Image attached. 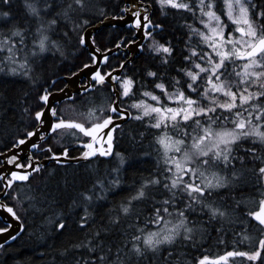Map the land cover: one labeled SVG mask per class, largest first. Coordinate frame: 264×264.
<instances>
[{
	"label": "snow or ice",
	"instance_id": "obj_1",
	"mask_svg": "<svg viewBox=\"0 0 264 264\" xmlns=\"http://www.w3.org/2000/svg\"><path fill=\"white\" fill-rule=\"evenodd\" d=\"M157 2L161 7L170 5L191 12L194 20L198 8L199 22L205 30L192 24L186 25L189 40L199 36L200 43L185 49L188 54L181 61L184 66L176 68L177 76L172 78L173 91L169 92L165 83L157 82L153 91H143L139 99L136 97V81L124 71L127 63L136 58L137 49L140 53L146 48L150 53L164 54V64L169 62L168 57L173 53L170 42L163 44L155 39V30L162 31V26L152 23L148 14L151 3L145 4L143 0H138L132 3L131 8H121V14L117 16H105L106 9H99L98 14L105 19L126 22V31L131 32L133 28L137 30L132 32L131 39L119 36L112 48L103 50L97 43L94 34L96 29L87 18L90 14L89 0H60L59 4L57 0H23L26 15L36 21L35 29L14 25L7 32L0 31V53H8L4 59L12 65L9 72L20 73L29 79H32L33 63L38 58L42 60L49 52L65 57L69 47L74 50L73 55L87 54L89 63H83L85 69L100 64L107 66L113 52L119 55L122 48L125 50L123 54L129 58L120 61L117 69L110 68L108 72L96 67L85 83L71 94L65 88L60 89V97H55L46 87L37 94L35 103L23 110L27 119L24 131L11 142V149H7L6 156L0 153L6 159V166H12L11 169H0V214L5 215L4 222L7 225L0 227V234L16 239L9 233L12 227L10 221L20 220L16 209L23 203L22 193L16 190V185L29 182L33 174L41 171L37 157L42 153H51L48 158L60 163L62 157L69 156L70 146L58 151L47 144L49 136L60 139L70 136L86 149L81 153L84 159L97 154L109 157L112 155L114 132L123 121L129 118L142 121L153 115L157 119L147 127L164 129L155 138L163 150L164 171L144 179L136 194L120 204L119 213L130 216L135 202L147 199L149 189L162 185V192L168 194L167 198L154 201L159 206L154 208L146 221L156 227L151 231L144 227L136 228L139 234L131 235L130 238L126 236L123 248L117 247L115 252L111 245L106 247L100 232L95 233L86 243L74 245L76 248H86L90 254V258H83L84 264H129L131 255L137 258L144 257L148 252L155 255L165 245L172 246L180 238L192 240L197 228L195 222L189 226L188 215L195 212L197 206L200 214L207 215L210 221H232L231 213L208 197L215 190L236 183L239 178L237 163L243 165L249 156L257 158L256 148H240L242 143L250 139L253 144L264 145V23L257 25L250 18L251 10L258 20L264 22V5L253 4L251 0H223L226 12L218 15L214 10L216 0H196L195 4L178 3L176 0ZM0 3L7 6L10 0H0ZM257 7L261 8L258 13L255 12ZM54 9L57 10L54 12ZM49 14L51 18L46 19ZM222 15H226L227 21L231 23H225ZM0 17H10V12L0 11ZM61 22L65 30L58 34V39H53V35H56L54 30ZM233 25V31H228ZM109 42L112 43L111 40ZM117 72L121 75H117ZM147 76L155 78L157 73L149 71ZM109 83L112 84L110 93L103 96L100 103H96L95 97H89L87 104L90 106L79 113L80 122L63 118L64 110L60 107L62 101L74 102L81 95L88 97L90 92L103 89ZM155 90H160L161 95H156ZM129 100L132 101L130 104L127 103ZM172 103L179 106H169ZM131 110H136L138 114L133 116ZM169 122L172 134H169ZM85 139L89 142L82 143ZM41 142H44L43 147ZM25 147L27 163H22L20 153L24 152ZM230 168L231 176L221 175V171L227 173ZM253 171L259 184L264 180V166ZM111 184L118 186L119 179L111 181ZM96 187L105 190L102 180L93 185V193ZM80 195L86 205H90L93 194L84 192ZM257 195L260 197L259 210L249 211L246 215L264 231V191ZM184 197H187V202H184ZM8 201H14L15 204H9ZM89 217L85 207L84 215L80 217L81 229L87 228ZM119 219L118 214L112 223L119 222ZM19 227L23 228V225ZM53 227L62 231L66 223L61 219ZM244 239L251 238L245 236ZM172 255V252H168L164 264H172ZM235 257L246 258L250 262L264 257V238L259 240L254 252L226 251L212 264H229L230 259ZM208 262L209 257L204 256L197 264Z\"/></svg>",
	"mask_w": 264,
	"mask_h": 264
},
{
	"label": "trees",
	"instance_id": "obj_2",
	"mask_svg": "<svg viewBox=\"0 0 264 264\" xmlns=\"http://www.w3.org/2000/svg\"><path fill=\"white\" fill-rule=\"evenodd\" d=\"M143 1L152 5L150 15L152 23L162 26V31H155V39L160 43L169 44L170 42L173 53L168 57L169 62L164 64V55L150 53L145 48L144 52L139 53L131 63L126 65L125 73L136 81L135 91L138 99L141 98L140 93L143 91H153L157 82L165 83L168 85V91H173L171 82L172 78L177 76L175 69L184 66L181 61L183 56L187 55L185 49L193 43V40H188L185 35L188 31L186 25L190 22L188 18L191 17L193 23L195 22L193 16L186 15L183 10L169 9L161 12L158 11L155 0ZM251 2L264 5V0H251ZM57 3L59 4L60 0H57ZM122 7V0H89L90 14L87 18L93 24L104 18L98 14L99 9H106L105 16H116L120 15ZM216 9L221 10L218 3ZM260 10L261 8L257 7L255 12L258 13ZM0 11L10 12V17H0V31L7 32L14 25L30 26L33 30L36 27V21L25 13L23 0H10L7 6L0 3ZM250 12L251 19L256 20V16L251 10ZM50 18L51 14L46 17V19ZM63 30H65L64 24L61 22L54 30L56 35H53V39H58V34ZM132 32L121 27H105L95 36L98 45L103 50L112 48L119 36H127L131 39ZM110 40L112 43L109 42ZM149 42L151 41H147ZM184 42L186 44H183ZM73 51L69 47L65 57L49 52L42 60L38 58L33 63L32 79L20 73L9 72L8 69L12 65L4 59L8 53L6 51L0 53V69H2L0 70V153L11 148V142L24 131L27 119L23 115V110L35 103L37 94L42 93L46 87L50 88L54 79L55 86L61 85L62 76H68L81 68L83 63H89L86 53L76 56L72 54ZM125 58L126 56L121 54L112 55L108 65H102L101 69L104 71L115 68ZM149 71L156 72L157 76L155 78L147 76ZM103 89L101 93L104 96L109 95L108 85ZM155 94L161 95L160 90H155ZM85 99V96H78L74 102H62L60 107L64 110L63 118L80 122L81 119H76L68 109H73ZM131 102L127 101L129 104ZM149 102L152 103L150 100ZM131 111L135 116L136 110ZM149 123H155L153 116L145 117L142 121L130 118L122 123L121 127L114 132V152L109 158L98 156L86 162L64 166L52 163L41 168L39 173L33 174L29 182L17 184L16 190L25 189L23 195L32 197V199L26 203L25 207H28L24 215L21 214L24 205L16 209L22 220L23 230L13 242L0 248V264H77L78 261L79 264H84L83 258H90V254L86 248H76L74 245L86 243L97 232H100L106 247L111 245L112 251L115 252L117 247L123 248L126 236L130 238L131 235L139 234L135 231L136 228L144 227L147 231L154 230L156 226L146 221L154 208L159 206L154 201L158 202L167 198L168 194L162 192V185L159 188L149 189L147 199L135 202L130 216L125 217L119 213L120 204L136 194L144 179L164 171V163L160 155L161 147L155 139L164 132V129L149 128L147 127ZM54 138L59 137L51 136L50 141ZM63 139L64 143L60 142V145H55L58 149L71 146L76 142L70 136ZM47 144L53 143L47 142ZM239 147H255L257 158L253 159L249 156L243 165L237 163L239 178L236 183L230 187L215 190L208 197L222 209L229 211L232 221L230 223L220 220L210 221L207 215L200 214L197 206L196 211L188 215L189 226H193L192 222H195L197 228L192 240L185 241L180 238L172 246L165 245L161 252L155 255L151 252L141 258L131 255L129 264H164V257L168 252L173 253L170 258L172 264H197V261L204 256L218 257L226 251L233 250L247 252L256 250L259 240L264 238V231L247 217L246 213L258 208L260 197L257 193L264 191V180L258 184L253 171L264 166V145L253 144L249 139ZM79 150L75 148L76 153ZM117 153L125 161L119 173V185L116 189L107 191L101 201L94 205H86L80 194L89 192L93 194V198L101 194L102 190L99 187L95 188L94 193L92 192L93 185L98 180L104 182V188L108 187L109 177L106 175H110V171L115 168L112 166V161L116 159ZM240 154L243 155L242 152ZM225 174L231 176L232 169H228L227 173L221 171V175ZM22 197L21 195V199ZM183 200L187 202V197ZM8 203L15 204L14 201H8ZM180 206L183 207V203ZM85 207L90 217L87 228L81 229L79 227L80 217L84 215ZM118 214L119 222L112 223V219ZM61 219L65 221L66 227L58 231L53 225L59 223ZM2 226L0 221V227ZM217 229L221 230L217 231ZM245 236L251 239H244ZM130 247L129 243L128 248ZM262 259L264 257L258 258L255 262L247 260L243 264H264Z\"/></svg>",
	"mask_w": 264,
	"mask_h": 264
},
{
	"label": "water",
	"instance_id": "obj_3",
	"mask_svg": "<svg viewBox=\"0 0 264 264\" xmlns=\"http://www.w3.org/2000/svg\"><path fill=\"white\" fill-rule=\"evenodd\" d=\"M123 1V8L125 6H128L129 8H131L132 6V3L133 2H138V0H122ZM145 3V2H144ZM147 4V3H145ZM150 11H151V8L149 9V15H150ZM117 16V15H116ZM125 23L126 22H120L118 20H111V19H105L102 18L101 20L95 22L94 24H92V26L96 29L95 33L96 34L98 31H100L102 28H105V27H121V28H125ZM134 32L137 31L135 28L132 29ZM142 35V33H141ZM139 36H137V39L139 40ZM121 52L124 53V49L122 48L120 50ZM137 52L138 54L140 53L139 52V49H137ZM113 54H116L115 51L113 52ZM137 54V55H138ZM129 58L126 57L124 60H128ZM132 60H130L127 64L131 63ZM102 64L100 65H96L94 66L93 68H90V69H85L83 68V66L81 68H79V71H75L74 73H76L75 76H73L72 74L70 76H62L61 78L65 81L66 85L64 86L63 89L66 88V90L69 92V94L73 93L76 91V89L80 88L81 85H78L79 81L81 79H88L91 75V71H94L96 67H99L101 66ZM119 67V66H118ZM118 67L114 68V69H117ZM108 72V71H107ZM117 75H121L120 72H117L116 73ZM109 89H111L112 87V84L109 83ZM67 86V87H66ZM54 94L55 97H60V90L59 91H56V92H52ZM114 98V97H113ZM62 99V98H61ZM128 120V119H127ZM125 120V121H127ZM125 121H123L122 123H124ZM121 123V124H122ZM89 142V141H88ZM75 146H79L78 144H75ZM98 146V145H97ZM82 147V146H80ZM83 148V147H82ZM113 149H114V146H113ZM112 149V151H113ZM86 149L84 148L83 151H85ZM82 151V152H83ZM26 152L27 154V147H25V150L24 152H21L20 155H21V160H23L24 158V153ZM81 152V153H82ZM5 153V156L7 155V151L4 152ZM81 153L78 155V156H75V157H67V158H61V162L58 163V164H63V163H77V162H81V161H85V160H89L90 158L88 159H84L82 158L81 156ZM0 159H1V164H0V169H5V167H7L8 169H11L12 166L11 165H7L6 166V159L4 156H0ZM49 161H54L56 162L55 160H51L50 158H46V159H42L41 161H38L40 164L42 165H45L47 164ZM57 163V162H56ZM259 210V206L257 208V210L255 211H258ZM0 220L2 221L4 227L7 226L6 223L4 222L5 221V215L4 214H0ZM254 221V220H253ZM11 224H12V227L9 228V233L12 235V236H15L16 238L20 235L21 231L23 228H20L19 225L22 224L21 221H15V220H11L10 221ZM255 222V221H254ZM257 223V222H255ZM14 240L13 239H10L9 236L7 234H0V245H7L11 242H13ZM1 248V247H0Z\"/></svg>",
	"mask_w": 264,
	"mask_h": 264
},
{
	"label": "rangeland",
	"instance_id": "obj_4",
	"mask_svg": "<svg viewBox=\"0 0 264 264\" xmlns=\"http://www.w3.org/2000/svg\"><path fill=\"white\" fill-rule=\"evenodd\" d=\"M176 2H178V3H192V4H195L196 3V0H176ZM217 3H218V5H219V7H220V9L221 10H218V9H216V7H215V11L217 12V14L218 15H221L223 12H226V8H225V6H224V2H223V0H216V6H217ZM155 4H156V7H157V9H158V11H161V12H164V10H169V9H171V10H183V9H175V8H173V7H171L170 5H165V6H163V7H161V5H160V3H158L157 2V0H155ZM207 10V9H206ZM157 11V10H156ZM184 12H185V14L187 15H190V16H192V14H191V12H188V11H186V10H183ZM199 10H198V8L196 9V19H195V22L193 23V21H192V19H191V17H189L188 18V20H190V22L188 23V24H192L194 27H197V28H200L201 30H205L204 28H203V25H201L200 24V22H199ZM252 17V15H251V12H250V18ZM193 18V17H192ZM222 19L225 21V23H231L230 21H227V17H226V15H222ZM256 20H258L257 18H255ZM252 20H254V19H252ZM256 20H254L255 21V23L257 24V25H260L261 23H263L262 21H256ZM187 24V25H188ZM213 26H215V25H213ZM235 27V25H233L232 27H230L229 29H228V31H233V28ZM187 33L185 34L186 36H187V38H188V40H189V29H188V27H187ZM184 35V36H185ZM237 35H239V34H237ZM192 40H193V43L192 44H196L195 46H193L191 43L189 44V47H196L197 46V44H199L200 43V38H199V36H194L193 38H192ZM149 43H151V42H149ZM163 44H167L166 42H164ZM183 44H186V42H184ZM162 54V53H161ZM188 54V53H187ZM157 55V54H156ZM162 55H164V54H162ZM118 87H119V85H118ZM103 97V96H102ZM101 97V98H102ZM101 98H96V103H100L101 102ZM87 100H88V98H86L85 100H83L82 102H81V104H78V105H75V107L73 108V109H68L69 110V112L76 118V119H81V117H80V115H79V113H81V112H84V111H86V109H87V107L88 106H90V105H88L87 104ZM150 103V102H149ZM169 106H171V107H178L179 106V104H177V103H172V104H170ZM138 113L136 112V114L135 115H137ZM153 117H154V119H155V121H156V119H157V117L155 116V115H153ZM169 126H171V122H169ZM171 132V129H169V133ZM62 143H64L63 142V140H62ZM56 144H59V143H56ZM56 144H54V146L56 145ZM60 145V144H59ZM161 157H162V161H163V150L161 149ZM114 161H112V166H115V168L113 169V170H111L110 171V175L108 174V175H106L107 177H109V179L107 180V184H108V187H105L104 189L105 190H102L101 192V194H97L96 195V197L95 198H93V200H92V202L90 203L91 205H94V204H96L97 202H99V201H101L104 197H105V194H106V192L107 191H111V190H113V189H116L117 188V186H113L112 184H111V181H113V180H115V179H117L118 177H119V173H120V171H121V169H123V167H124V165H125V163H123V164H121V157H119V156H117L116 157V159H113ZM125 162V161H124ZM163 163H164V161H163ZM114 170H117V171H114ZM25 191V189L24 190H21L20 192L22 193V199L21 200H27V201H23V203H22V205H24V207H25V205H26V203H29V199H25V197H27V196H25V195H23V192ZM100 195H102V196H100ZM97 197H102V199H97ZM22 208V212H21V214H25L26 213V210H27V207H25V208ZM83 211H84V209H83ZM219 257V256H218ZM218 257H209V262H208V264H212V261H214V260H216ZM245 261H247V259L246 258H240V257H235V258H231L230 259V261H229V264H243V263H245ZM261 261H263L264 262V259H262ZM262 262V263H263Z\"/></svg>",
	"mask_w": 264,
	"mask_h": 264
},
{
	"label": "flooded vegetation",
	"instance_id": "obj_5",
	"mask_svg": "<svg viewBox=\"0 0 264 264\" xmlns=\"http://www.w3.org/2000/svg\"><path fill=\"white\" fill-rule=\"evenodd\" d=\"M160 30V29H159ZM120 54H122L123 56H125L123 53H120ZM108 70L106 69L104 72H107ZM62 79V78H61ZM55 80V79H54ZM53 80V81H54ZM85 81H86V79H81L80 81H79V83H78V85H82V84H84L85 83ZM52 83V82H51ZM66 85V83H65V81L62 79V84L61 85H54L53 86V84H51V86H50V88H48L49 89V91L50 92H53V91H59L60 89H63L64 88V86ZM104 89H97L95 92H90L89 94H88V97L90 96V97H95V98H101L102 96H104L101 92L103 91ZM109 92H110V90H109ZM82 96V95H81ZM88 97H86V98H88ZM62 103V102H61ZM50 137L51 136H49V138H48V143H53V144H51L55 149H57L58 151H62L63 150V147H62V149H58L56 146H54V144H56V143H60V142H62V140H64V139H60V138H54L52 141H50ZM88 142V140L87 139H85V140H83L82 141V143H87ZM77 142H74V144L73 145H71L70 146V150H69V156H74V155H78V154H80L82 151H83V148H81V147H74V145L76 144ZM41 146L43 147L44 146V142H41ZM75 148H79L80 149V151L78 152V153H76L75 152ZM48 155H50V153H42V154H40L38 157H37V160L39 161V160H41V159H44V158H46V157H48ZM99 155L97 154L96 156H94V157H92L91 159H89V160H92V159H94V158H96V157H98ZM24 160H22L21 162L22 163H27V154H26V152L24 153ZM86 162V161H85ZM52 163H54V164H56V165H58V166H64V165H68V164H71V163H67V164H58V163H55V162H49L48 164H46V165H44V166H42L41 168H43V167H45V166H47V165H49V164H52ZM78 164V163H77ZM18 184H24V183H18ZM0 187H2V185L0 186Z\"/></svg>",
	"mask_w": 264,
	"mask_h": 264
},
{
	"label": "bare ground",
	"instance_id": "obj_6",
	"mask_svg": "<svg viewBox=\"0 0 264 264\" xmlns=\"http://www.w3.org/2000/svg\"><path fill=\"white\" fill-rule=\"evenodd\" d=\"M94 24V23H93ZM99 32V31H98Z\"/></svg>",
	"mask_w": 264,
	"mask_h": 264
}]
</instances>
